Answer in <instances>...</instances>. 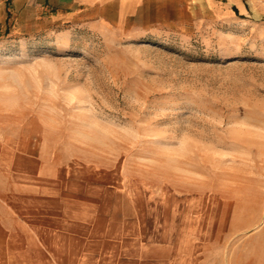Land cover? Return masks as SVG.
Instances as JSON below:
<instances>
[{
    "label": "rangeland",
    "instance_id": "rangeland-1",
    "mask_svg": "<svg viewBox=\"0 0 264 264\" xmlns=\"http://www.w3.org/2000/svg\"><path fill=\"white\" fill-rule=\"evenodd\" d=\"M7 2L0 171L104 183L236 254L243 226L264 220V16L191 8L99 33Z\"/></svg>",
    "mask_w": 264,
    "mask_h": 264
},
{
    "label": "crops",
    "instance_id": "crops-1",
    "mask_svg": "<svg viewBox=\"0 0 264 264\" xmlns=\"http://www.w3.org/2000/svg\"><path fill=\"white\" fill-rule=\"evenodd\" d=\"M13 8L99 33L137 34L154 25L155 14L191 8L264 16V0H13ZM0 178V264H264L263 219L243 226L236 254L227 240L221 257L216 232L155 220L132 198L122 202L118 188L44 170L0 171Z\"/></svg>",
    "mask_w": 264,
    "mask_h": 264
},
{
    "label": "trees",
    "instance_id": "trees-1",
    "mask_svg": "<svg viewBox=\"0 0 264 264\" xmlns=\"http://www.w3.org/2000/svg\"><path fill=\"white\" fill-rule=\"evenodd\" d=\"M10 4H11V0H8V2H7V7L9 8V6H10ZM10 12H8V18L10 17Z\"/></svg>",
    "mask_w": 264,
    "mask_h": 264
}]
</instances>
